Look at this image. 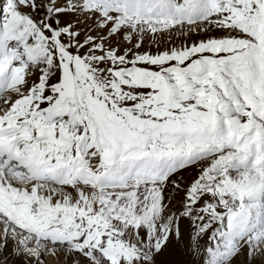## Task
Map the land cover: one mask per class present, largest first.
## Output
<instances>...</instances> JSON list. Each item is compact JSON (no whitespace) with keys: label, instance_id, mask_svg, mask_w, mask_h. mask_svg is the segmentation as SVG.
Returning <instances> with one entry per match:
<instances>
[{"label":"snow or ice","instance_id":"snow-or-ice-1","mask_svg":"<svg viewBox=\"0 0 264 264\" xmlns=\"http://www.w3.org/2000/svg\"><path fill=\"white\" fill-rule=\"evenodd\" d=\"M0 264H264V0H3Z\"/></svg>","mask_w":264,"mask_h":264},{"label":"rangeland","instance_id":"rangeland-1","mask_svg":"<svg viewBox=\"0 0 264 264\" xmlns=\"http://www.w3.org/2000/svg\"><path fill=\"white\" fill-rule=\"evenodd\" d=\"M3 2V0H0V3H2Z\"/></svg>","mask_w":264,"mask_h":264}]
</instances>
